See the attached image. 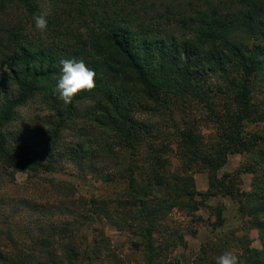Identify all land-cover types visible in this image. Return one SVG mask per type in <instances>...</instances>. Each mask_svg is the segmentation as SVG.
<instances>
[{
  "label": "trees",
  "instance_id": "1",
  "mask_svg": "<svg viewBox=\"0 0 264 264\" xmlns=\"http://www.w3.org/2000/svg\"><path fill=\"white\" fill-rule=\"evenodd\" d=\"M228 1L222 9L216 0H51L45 41L28 36L21 20L4 12L11 6L22 11L19 19L34 23L44 0H0V264H103L110 256L107 239L99 243L93 235H80L83 227L103 220L134 229L136 250L143 248L145 264H156L162 244L155 237L163 229L171 233L159 222L174 209L198 211L206 198L216 196L212 189L237 200L242 216L263 229L261 249L246 242L244 256L246 264H264V186L244 193L235 188V176L217 177L230 155L255 149L264 154V138L245 139L240 130V107L245 110L249 103L246 88L257 76L264 84V0ZM251 39L263 44L251 48L246 45ZM62 59H82L96 73L95 91L67 105L55 91ZM240 67L248 80L234 97L236 107L220 111L217 101L208 100L221 98L227 87L209 81L224 78L236 88L230 73ZM202 99L219 141L206 144L191 121L181 131L173 123L179 139L175 153L183 163L170 173V144L146 143L162 128L140 118L157 117V111L170 118L176 103ZM87 101L97 129L76 121L77 105ZM32 104L40 110L34 127L21 128L20 110ZM41 111L49 115L42 117ZM65 132L78 139L67 141ZM65 164L83 173L87 169L106 183H124L126 196L86 199L54 180L52 187L66 188L55 213L48 202L9 189L20 172L30 181ZM191 165L210 175L206 193L194 189L186 174ZM205 254L204 261L216 264Z\"/></svg>",
  "mask_w": 264,
  "mask_h": 264
},
{
  "label": "rangeland",
  "instance_id": "2",
  "mask_svg": "<svg viewBox=\"0 0 264 264\" xmlns=\"http://www.w3.org/2000/svg\"><path fill=\"white\" fill-rule=\"evenodd\" d=\"M215 3L217 7L222 9L229 6L228 0H216ZM5 9V15L9 16L10 19H14L13 21L21 20L20 27L25 28L28 36L35 39L44 37L45 41H47L44 33L35 29L34 23L26 21V19H19V15L22 13L21 10L16 11L11 6H6ZM260 42L251 39L247 41L246 45L251 48L254 46L259 47V45L263 44V41ZM230 77L231 79H235L236 88H232L229 84H226L224 78L215 77L209 81V83L213 82L227 87L225 88L227 93L221 96V98L215 100L211 98L208 100L209 104L217 101L220 111H222V108H227L231 105L236 107L234 97L238 93L240 95L243 91L242 84H244L246 79L248 80L242 67L239 70L232 69ZM260 79V76H257V80L254 78L253 86L246 88L250 95L247 109L243 110V107H240V114L244 116L241 120L240 130L245 139L264 138V84L260 83ZM211 96L213 97L212 94ZM206 100H197L186 106L178 102L176 103L178 105L176 108L172 107L173 111L170 118L158 111L159 115L157 117L151 115L141 116L140 120L147 122L149 125H155L157 128H162V130L159 129V134L156 138L150 140L146 138V143H151L156 148H159V145H163L162 142H165L166 144H170L171 149L174 151L168 154L166 158L167 163L171 166L170 168H166L168 172L171 173L183 163L175 153L179 139L176 130L173 128V123L181 131L185 122L191 121L196 134L203 135L206 144H215L219 141V131L216 124L212 122L208 109L205 107ZM148 105L155 108L152 104ZM36 108L37 105L32 104L20 110V117L22 119L21 128L25 126L34 127V121L36 120L38 111H40ZM90 110V102L78 104L77 111L80 116L76 118V121L80 125H88L97 129L98 124L95 122L97 120L96 115L91 116L92 111L89 114ZM48 115V111H41L42 117H47ZM64 134L67 141L78 139L77 136H73L70 132H65ZM100 139L97 133L94 141L97 143V140ZM262 150L264 151V148ZM257 152L258 149H255L242 154L230 155L227 163L219 171L217 177L222 178L225 174L235 176V188L244 193H252L253 191L257 193V189L261 187L260 185L264 186V154ZM98 167L103 168L104 166L99 163ZM187 169L190 170L186 174L193 178L194 189L197 192L206 193L211 189L210 175L207 171L193 165ZM36 178L29 181L27 174L20 172L15 177L16 185L10 186L9 189L13 192H18V194H27L39 203L48 202L55 213H58L60 210L56 203L61 199L62 189L66 188L52 187L51 183L54 180L69 184L76 196L86 199L95 197L114 199L120 195L126 196L127 194H122L126 187L124 183V185L120 184V182L117 184L115 182L106 183L99 175L92 174L87 169L84 173L79 172L76 167L69 164L62 165L59 171L43 175L42 177L36 176ZM38 178L42 180H38ZM31 184L34 185L31 186ZM212 191L216 196L206 198L198 211L190 212L185 208L181 211L174 209L165 216L163 221L159 222L158 225L167 227L171 233L163 229L162 233L155 237V241L162 244L159 250L161 259L156 264H208L207 260L204 261L203 258L204 250H206L205 255L207 259L217 260L225 251H231L239 257L241 264H246L244 256V245L246 242L247 244L249 243V248L251 249H261L260 238L263 229L256 227L254 222L249 220V215L242 216L239 212L240 205L237 200L235 201L230 197L223 196L214 189ZM112 207H115V205ZM219 211L222 212L221 217L218 215ZM109 213H113L112 216L118 220L124 219L122 216H118L113 209H109ZM129 220L130 217L127 219V223H129ZM135 234L136 231L134 229L121 230L108 224L107 220L101 221L98 225L95 224L93 226V224H90L85 226L80 232V235H85L88 238H91L93 235L99 243L107 239L108 246H110L108 252L110 256L103 264H145L144 251L142 252L143 248L136 250L134 246V242L138 241ZM173 243H179V245L172 248L171 245ZM99 246L101 247V245Z\"/></svg>",
  "mask_w": 264,
  "mask_h": 264
},
{
  "label": "clouds",
  "instance_id": "3",
  "mask_svg": "<svg viewBox=\"0 0 264 264\" xmlns=\"http://www.w3.org/2000/svg\"><path fill=\"white\" fill-rule=\"evenodd\" d=\"M40 8L42 11L33 15V21L35 29L44 33L48 30L47 17L52 11L51 0H44ZM60 64L62 72L55 91L59 93V99L64 104H71L79 94L95 91L97 87L95 82L96 73L82 59H62ZM216 264H241V261L233 252L225 251L217 258Z\"/></svg>",
  "mask_w": 264,
  "mask_h": 264
}]
</instances>
